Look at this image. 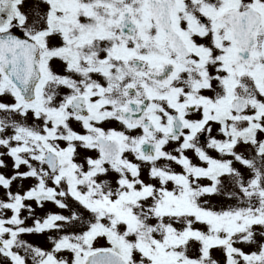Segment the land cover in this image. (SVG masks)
Masks as SVG:
<instances>
[{
    "label": "snow or ice",
    "instance_id": "6c2138e0",
    "mask_svg": "<svg viewBox=\"0 0 264 264\" xmlns=\"http://www.w3.org/2000/svg\"><path fill=\"white\" fill-rule=\"evenodd\" d=\"M0 264H264V0H0Z\"/></svg>",
    "mask_w": 264,
    "mask_h": 264
},
{
    "label": "rangeland",
    "instance_id": "374dc122",
    "mask_svg": "<svg viewBox=\"0 0 264 264\" xmlns=\"http://www.w3.org/2000/svg\"><path fill=\"white\" fill-rule=\"evenodd\" d=\"M26 239H29V240H31L34 243L43 244V239L42 238H36V237L29 236V237H26ZM213 254H214V256H218L219 255V253H216V252H214Z\"/></svg>",
    "mask_w": 264,
    "mask_h": 264
}]
</instances>
